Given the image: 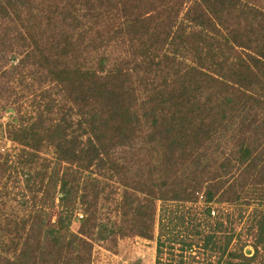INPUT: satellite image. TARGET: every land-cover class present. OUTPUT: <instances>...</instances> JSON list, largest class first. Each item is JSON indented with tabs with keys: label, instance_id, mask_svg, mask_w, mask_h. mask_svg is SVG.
<instances>
[{
	"label": "trees",
	"instance_id": "trees-1",
	"mask_svg": "<svg viewBox=\"0 0 264 264\" xmlns=\"http://www.w3.org/2000/svg\"><path fill=\"white\" fill-rule=\"evenodd\" d=\"M14 83L34 86L33 111L9 125L0 193L11 168L29 195L2 214L0 264H91L94 240L131 236L158 254L187 205H264V0H0V97L18 100Z\"/></svg>",
	"mask_w": 264,
	"mask_h": 264
},
{
	"label": "rangeland",
	"instance_id": "rangeland-1",
	"mask_svg": "<svg viewBox=\"0 0 264 264\" xmlns=\"http://www.w3.org/2000/svg\"><path fill=\"white\" fill-rule=\"evenodd\" d=\"M117 47H113V51H115L113 54H124ZM16 61L17 59L11 62L15 63ZM108 66L109 64L106 67ZM24 82L31 85V78L29 79L27 77ZM30 85L25 86L22 83H14L11 85L10 91L15 88L16 95L19 96L18 100L11 99L7 91L0 97V152H8L11 156L10 159L18 151V144L9 138L7 130L9 125H11L12 118L20 119V121L16 119L17 123H20L23 122L21 118L30 117L33 111L31 104L33 92L31 89L34 88V86ZM42 156L47 157L44 160L48 163V167L44 175V180H42L41 192L45 185L48 184L49 171L53 164L52 160H54L49 152H44ZM39 165L42 166V164ZM67 165V162L62 161L58 164V167L63 169ZM14 171L16 170L14 169L12 171L9 168L4 174L5 177L7 176V179L4 180L2 188L4 191L1 190L0 193V221L5 220L4 212H8L7 215L25 214V211H22L23 204L21 201L27 198L29 191L27 192V189L17 183L18 178L21 179V174L17 177ZM92 173L95 174L94 172ZM248 184L250 183L246 185ZM57 187L56 190H58ZM22 191L26 192L27 195L22 196ZM252 194L248 196L246 193L247 196L239 198L235 202L223 201L213 203L210 214L203 211L205 204L201 201L197 202L195 204L196 206L190 207V205H187L183 207L181 210L184 213V226L174 236L173 245H170L173 247H168L169 245L166 243L162 251L158 254L154 239H147L140 236L122 237L116 239L117 241L113 247L111 244L109 245L103 241L94 240L91 250V264H226V260L229 259L234 262H241V264H264V243H257V248H255L256 225L254 223L258 219L256 213L258 214L260 207L264 208V205L259 204L256 197H251L256 195V192ZM55 196L53 204L51 199L45 203L46 208L54 205V213L59 209L58 200ZM9 211L14 212L9 213ZM109 216L113 218L115 213L113 211L109 212ZM55 219L56 214L52 215V220ZM78 225V222L74 219L71 224L72 230L76 231ZM184 227L188 228L185 229ZM195 229H197L196 232ZM154 230L156 234L158 231L156 225ZM207 232H215L213 238L220 245L219 248L210 251L208 247L204 246L203 236ZM228 237L231 239L223 253L222 247H224V244L229 239ZM4 242L6 244L10 243L5 239V236H2L0 238V252L10 257L12 252L2 248ZM189 243H192L191 247L187 246ZM229 252L235 254L234 258L227 255ZM251 254L253 256L249 258Z\"/></svg>",
	"mask_w": 264,
	"mask_h": 264
},
{
	"label": "crops",
	"instance_id": "crops-1",
	"mask_svg": "<svg viewBox=\"0 0 264 264\" xmlns=\"http://www.w3.org/2000/svg\"><path fill=\"white\" fill-rule=\"evenodd\" d=\"M260 243H262V244H263L264 242H260Z\"/></svg>",
	"mask_w": 264,
	"mask_h": 264
}]
</instances>
